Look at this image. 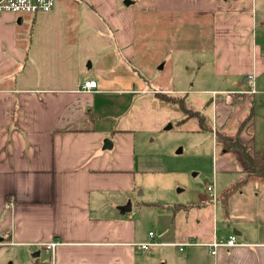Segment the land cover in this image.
<instances>
[{
  "label": "crops",
  "instance_id": "crops-1",
  "mask_svg": "<svg viewBox=\"0 0 264 264\" xmlns=\"http://www.w3.org/2000/svg\"><path fill=\"white\" fill-rule=\"evenodd\" d=\"M129 1L0 12V244L41 264H167L173 243L234 234L238 245L187 246L175 264H264L259 227L233 209L246 184L224 204L163 205L145 198L166 188L160 156L141 145L173 107L185 117L170 97L204 115L217 171L238 172L223 188L246 169L224 140L264 152V0Z\"/></svg>",
  "mask_w": 264,
  "mask_h": 264
},
{
  "label": "rangeland",
  "instance_id": "rangeland-1",
  "mask_svg": "<svg viewBox=\"0 0 264 264\" xmlns=\"http://www.w3.org/2000/svg\"><path fill=\"white\" fill-rule=\"evenodd\" d=\"M172 110L176 112V115L173 114L169 121H159L157 123L159 125L152 127L148 132H141L143 137L141 145H145L147 151L155 152L161 158L160 169L154 177L166 188L145 189V198L151 200L163 198L161 202L153 201L163 205L168 203L171 205L172 200L200 202L201 198L211 203L212 196L207 186L213 185L215 192L219 193L238 172L222 174L217 171L219 156L216 154L218 145L214 141V136L212 137L209 132L196 131V122L193 118L180 122L184 118L182 111L180 109L177 111L174 107ZM163 116L168 115L164 112ZM243 173L241 172L239 176ZM260 183L262 182H248L243 187V195L233 200V209L236 210V214L244 215L251 226H258V236L264 239V186H260ZM141 191L137 189L136 192ZM150 250L152 252L154 247H150ZM184 253L175 250L173 246L164 260L167 264H175ZM32 254L0 244V264H41L43 262L44 254L39 258L33 257ZM160 264H164V261Z\"/></svg>",
  "mask_w": 264,
  "mask_h": 264
},
{
  "label": "built area",
  "instance_id": "built-area-1",
  "mask_svg": "<svg viewBox=\"0 0 264 264\" xmlns=\"http://www.w3.org/2000/svg\"><path fill=\"white\" fill-rule=\"evenodd\" d=\"M56 0H0V12H10L15 14H37L48 13L55 7ZM248 79L253 82V76L249 75ZM83 89L91 90L97 87V82L93 79H87L82 82ZM207 190L210 191L212 200L217 199V194L213 185H208ZM150 236H153V232H149ZM45 249L54 254L55 248L60 244L58 241H48L40 243ZM158 245L155 240L140 243L138 248L148 251L151 246ZM173 246L177 247L179 251H183L187 246H205L209 253L215 255L219 248L229 249L238 245L237 237L234 234L229 235L224 239H213L209 242H203L197 238H188L182 242L173 243Z\"/></svg>",
  "mask_w": 264,
  "mask_h": 264
},
{
  "label": "trees",
  "instance_id": "trees-1",
  "mask_svg": "<svg viewBox=\"0 0 264 264\" xmlns=\"http://www.w3.org/2000/svg\"><path fill=\"white\" fill-rule=\"evenodd\" d=\"M166 98L168 100H171L173 103H177L179 105V107L185 113L184 119L196 117L198 119L200 130H207V127L205 125V117L201 112L187 108L182 99L170 97ZM224 143L229 144H223L225 145V149H230L234 147L240 152L241 156L246 161V169L243 171L244 173L242 175L235 178L228 186L223 188L217 194L218 200L221 201L223 204L232 193L240 190L248 182H264V152H257L252 148V146L241 143L238 140V137L234 138L231 141L224 140ZM150 204L153 205L154 203Z\"/></svg>",
  "mask_w": 264,
  "mask_h": 264
},
{
  "label": "water",
  "instance_id": "water-1",
  "mask_svg": "<svg viewBox=\"0 0 264 264\" xmlns=\"http://www.w3.org/2000/svg\"><path fill=\"white\" fill-rule=\"evenodd\" d=\"M130 1L129 0H125V3L128 4ZM3 241V237H0V243Z\"/></svg>",
  "mask_w": 264,
  "mask_h": 264
}]
</instances>
